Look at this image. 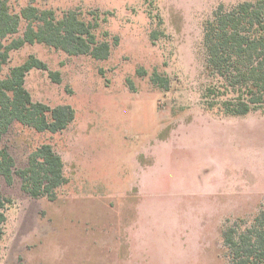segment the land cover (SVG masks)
Masks as SVG:
<instances>
[{
    "label": "rangeland",
    "instance_id": "374dc122",
    "mask_svg": "<svg viewBox=\"0 0 264 264\" xmlns=\"http://www.w3.org/2000/svg\"><path fill=\"white\" fill-rule=\"evenodd\" d=\"M245 1L255 0L35 1L58 19L75 11L97 22L111 55L98 61L44 44L10 53L0 77L35 56L48 71L26 76L33 102L71 107L75 119L56 134L15 123L3 137L16 171L51 145L67 184L55 200L35 199L18 175L10 185L0 177L11 199L0 264H225L223 232L264 205V107L241 117L206 107L203 37L220 5ZM29 3L9 0L10 11ZM26 27L21 19L12 38Z\"/></svg>",
    "mask_w": 264,
    "mask_h": 264
},
{
    "label": "trees",
    "instance_id": "16d2710c",
    "mask_svg": "<svg viewBox=\"0 0 264 264\" xmlns=\"http://www.w3.org/2000/svg\"><path fill=\"white\" fill-rule=\"evenodd\" d=\"M21 14L10 11L9 0H0V73L10 53L25 45L44 44L70 56L87 55L98 61L108 60L111 46L99 42L94 31L98 23L85 22L75 11L58 19L53 10H40L29 0ZM21 19L27 22L22 37ZM205 71L211 78L203 94L206 107L226 117H241L264 107V0L245 1L230 8L220 5L204 25ZM48 71L43 61L31 55L13 67L6 78L0 77V143L15 123L38 133L56 134L66 130L75 119L68 106L50 107L33 102L25 88L27 74ZM146 74L142 70V75ZM60 83L59 72H50ZM153 83L168 87V80L153 75ZM15 159L7 147L0 146V177L12 184L18 175L22 190L30 197L55 200L57 190L67 184L64 162L49 144L33 152L24 169L15 170ZM11 199L0 190V238L7 222ZM225 264H264V205L246 224L238 219L223 232ZM0 245V253H1Z\"/></svg>",
    "mask_w": 264,
    "mask_h": 264
}]
</instances>
